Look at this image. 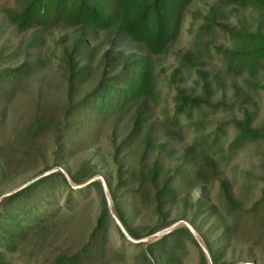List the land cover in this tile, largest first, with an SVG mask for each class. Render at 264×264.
<instances>
[{
    "label": "rangeland",
    "instance_id": "1",
    "mask_svg": "<svg viewBox=\"0 0 264 264\" xmlns=\"http://www.w3.org/2000/svg\"><path fill=\"white\" fill-rule=\"evenodd\" d=\"M20 4L0 0V201L48 178L0 203V217L13 208L24 227L8 234L0 220V264H60L76 252V264H264V140L231 145L243 110L264 129V59L253 74L228 70L233 40L219 28L264 32V13L189 0L165 52L149 55L113 28L18 31L3 11ZM139 56L152 92L118 98L119 68ZM100 79L112 87L103 108ZM178 93L218 107L174 117ZM168 178L173 195L157 197ZM101 199L107 216L94 233Z\"/></svg>",
    "mask_w": 264,
    "mask_h": 264
},
{
    "label": "trees",
    "instance_id": "2",
    "mask_svg": "<svg viewBox=\"0 0 264 264\" xmlns=\"http://www.w3.org/2000/svg\"><path fill=\"white\" fill-rule=\"evenodd\" d=\"M230 3L240 7H252L259 9L264 13V0H227ZM189 0H21L20 7L17 10H4L3 14L10 24L18 31H26L32 28L46 29L55 26L58 23L67 25H79L89 31L116 29L117 32L126 36L130 40L141 44L149 55H158L167 49L169 42L176 36L180 22L181 14L188 4ZM207 26V27H206ZM205 29L209 27V24ZM219 28L228 34L233 40V49L222 51L226 59V68L236 71L246 70L249 73H255L261 60L264 59V32L261 29L247 31L245 29L235 30L227 25L220 24ZM84 40L78 37L73 44V52L77 51V46ZM109 51L105 52V56ZM73 56L70 55L68 61L71 62ZM132 61V60H131ZM129 61L125 59L119 68L121 80L125 82L117 90V97L121 99H138L147 97L152 92V69L149 61L145 57H138L133 60V66L130 71H124ZM106 70L104 69L103 73ZM103 79V78H102ZM100 79L97 87L104 94L99 97L98 107L103 108L108 104L106 95L111 92L110 86L104 84ZM264 90V84L262 85ZM97 90V88H96ZM202 106L215 109L218 103H209L205 99L197 96H188L178 93L175 97L174 117L184 114L190 116V112L200 109ZM252 115L247 110H243L239 119L231 121L236 132L231 141L234 147L240 146L246 141L264 140V129L252 126ZM138 120L135 119L131 132L137 126ZM149 138L147 143H149ZM202 145L209 147L211 141L201 138ZM156 170L151 172L155 176ZM48 175V174H47ZM39 177L30 184L11 193L0 203L10 201H21L29 192L33 191L35 186L39 185L48 177ZM90 185L95 183L92 181ZM169 178L165 179L158 191L157 197L172 196L173 189L169 186ZM262 198H264V184L262 186ZM2 205V204H0ZM8 206V205H7ZM16 210L6 209L5 214L0 220H7L9 227L4 228V232L13 230L21 231L23 225H19L22 219H16ZM117 219L124 224L121 213L115 208ZM107 216V207L105 201L101 199V207L95 221L93 232H102L103 221ZM16 220H13V219ZM125 226V225H124ZM133 236L136 234L131 233ZM7 242H0V246L6 248ZM2 248V247H1ZM79 259V252L71 255L66 261L58 258L60 264H76Z\"/></svg>",
    "mask_w": 264,
    "mask_h": 264
}]
</instances>
